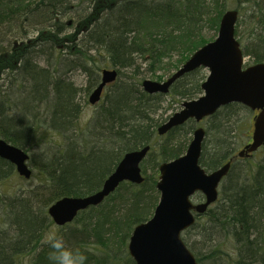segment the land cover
<instances>
[{"label":"trees","instance_id":"1","mask_svg":"<svg viewBox=\"0 0 264 264\" xmlns=\"http://www.w3.org/2000/svg\"><path fill=\"white\" fill-rule=\"evenodd\" d=\"M246 3H252L250 17L256 29L251 33L256 35L243 51L256 62H264V0H0V26L9 37L23 38L28 35L27 27H42L33 45L26 43L17 49L13 42L6 50L0 43V80L5 72L14 73L8 88L17 86L21 93L18 110L6 108L13 99L0 83L4 94L0 138L27 151L35 142L53 145L38 166L47 178L44 187L1 201L0 264H20L28 254V264H51L45 234L56 224L48 207L64 196L80 197L100 190L126 152L150 145L141 163L143 183L124 181L102 204L81 210L56 231L70 245L88 249L87 264H136L129 240L136 225L153 216L160 201V165L185 153L196 123L189 120L162 138L157 127L169 117L163 119L166 94L151 95L142 82L146 75L160 81L171 76L210 41L205 29L219 32L226 10L238 9L240 16ZM18 24L22 33L15 28ZM73 27L74 32H68ZM69 42H75L74 46ZM42 44L49 49L45 66L33 60V50H27L40 46L37 52L45 54ZM63 45L60 53L67 49L70 56L61 59L57 47ZM102 57L117 69L118 80L109 85L88 128L78 130L80 89L60 76V67L88 73L86 91L91 93L101 81ZM199 70L174 83L168 93L173 101L197 98L203 79ZM239 108L247 107L230 103L209 117L215 141L210 147L204 144L200 160L207 171L226 163L241 143L232 120L224 125L227 118L222 117V112L232 114ZM44 127L59 133L62 142L37 139ZM13 168L0 158V180ZM229 172L219 199L202 215V222L197 219L184 231L183 240L199 264H264V159L255 167L235 164ZM203 197L199 194L200 200ZM192 227L199 229L200 250L193 236L189 239Z\"/></svg>","mask_w":264,"mask_h":264},{"label":"water","instance_id":"2","mask_svg":"<svg viewBox=\"0 0 264 264\" xmlns=\"http://www.w3.org/2000/svg\"><path fill=\"white\" fill-rule=\"evenodd\" d=\"M219 35L214 41L200 47L166 80L144 79L142 86L146 92L167 93L171 86L185 73L199 67H208L210 75L203 82L204 94L197 99L186 100L182 109L175 112L158 127L165 135L176 126L189 119L197 122L217 112L221 106L239 103L251 110H259L256 115L253 142L246 145L239 155L254 152L264 145V62L245 66L241 42L235 37L238 9H229L223 16ZM117 69H104L101 82L89 96L92 104H97L104 88L118 78ZM206 129H195L187 153L177 159L160 165V179L157 182L160 201L155 213L146 222L137 224L129 240V252L136 264H199L193 251L182 239V233L196 222V216L205 214L219 198L222 179L229 174L231 163L208 172L200 163L205 142ZM151 146L126 152L116 169L105 179L100 190L85 196H64L48 207V213L55 224L63 226L72 222L81 210L102 204L124 181L141 184V163ZM0 158L14 163L21 176L30 178L29 153L4 138H0ZM202 192L205 199L194 202V195Z\"/></svg>","mask_w":264,"mask_h":264},{"label":"rangeland","instance_id":"3","mask_svg":"<svg viewBox=\"0 0 264 264\" xmlns=\"http://www.w3.org/2000/svg\"><path fill=\"white\" fill-rule=\"evenodd\" d=\"M237 1V0H232V2ZM77 2V0H76ZM86 4H89L88 2H86ZM243 6L246 9H243V11H241L240 13V21L238 25V36L237 38L239 40H241L242 42V47L245 50L246 46H249V43L251 42L250 37L252 35H256L251 33V31L253 29H256L254 26V21L252 22V18L250 17V14L252 12V3H246L243 4ZM250 22V23H249ZM27 24V23H26ZM27 27V26H25ZM15 28H17V32L18 33H22L23 27L21 24H18L17 26H15ZM42 27L40 26L39 29L35 28V27H27V31H28V35L23 37V38H12L11 35L9 37V35L7 34V30L5 29V27L0 26V43L2 44L1 46L4 47V49L6 50H10L12 48V46H14L13 42L15 43V48H19V46H23L24 44L28 43L30 45H33L34 39L38 36L39 34V30ZM75 27L71 28V30H69L68 32H74ZM206 31V37L209 38L211 41L215 40L216 37L218 36V31L213 30V29H205ZM17 33V34H18ZM79 38L83 39L84 35L82 34H78L77 35ZM38 39V38H36ZM8 40H10L9 42H7ZM7 42V43H6ZM36 43V42H34ZM70 45L74 46L75 42L70 43ZM40 46H30V48H28L27 50H33V60H36V62L39 63L40 66H45L47 65V61H48V56H49V49L47 48V46L45 47L44 44H42V49L45 48V54H39L37 52V48H39ZM64 48L63 46L57 47V53L60 54V58H67L68 56H70V53L67 52L66 50H63V53L61 54V50L62 48ZM245 62L246 65H250L252 63H255V58L250 55V56H245ZM99 64H101V69H99V73H102V70L105 68H113L110 65V61L109 58L104 59V57H102L101 61L99 62ZM93 67V64H91ZM60 76L64 79L66 78L69 81H72L75 85V87L77 86L80 89V93L77 96V100L79 102H81L82 104V111L81 114L77 120V124L79 125L78 130H86L90 124V121L93 119L94 115H95V111L97 109V105L98 104H91L89 101V96L90 93L88 91H86V87L89 84V75L88 73H84L83 71H81V69L75 68V69H68L65 68V66L63 67V65H61L60 67ZM174 72V71H173ZM172 72V73H173ZM5 75H2L0 83L2 85H4V90H8L7 93L11 94L13 101H11L10 103H8V106L6 108H14L16 109L19 105V97H20V90L17 88V86H14L15 88H13V90L10 87L11 83V79L14 78V73H7L5 72ZM133 73V72H132ZM209 70L208 68H200V70L198 71V75L202 76L203 79L202 81H205V79L207 78V76L209 75ZM145 77L147 78H154V77H150L149 75H146ZM168 75H165V78H167ZM164 78V79H165ZM155 79V78H154ZM201 81V82H202ZM109 85L108 87H106L104 90V97L106 96L107 93H109ZM12 90V91H11ZM202 92L198 93L197 96L201 95ZM4 94L0 92V100L3 101L4 99ZM2 97V99H1ZM165 101L163 104V112H164V117L163 119H165L166 117L173 115L176 111L181 110L182 108V104L184 103V101H173V98H171V96L169 94L164 95ZM178 99V98H177ZM186 101V100H185ZM223 109V108H222ZM18 110V109H16ZM40 113V112H39ZM231 112L228 111H224L222 112V117L223 118H227V120H223L224 125H227L228 121L232 120V127L235 128V135L237 136V138L241 141V143L236 147V149L233 150L232 153H237L238 152V148L240 146H242L243 144L249 142L251 140V136H249L250 134L253 133L254 127H253V115L255 114L253 111L249 110L248 108H239L237 112L232 111V114H230ZM231 116V118L229 117ZM44 117V116H41ZM236 121V122H235ZM211 124L210 118L203 120L202 122H199L198 124L195 123V127L201 126L204 129H206L208 131V135L206 137V142L205 145L207 146H212V141L215 139L213 134L210 132L209 130V125ZM227 131V130H226ZM45 132V134H44ZM41 133L44 134V138L41 135ZM167 134H165L164 136H162V138H166ZM193 137V132L190 134V138H189V143L191 142V138ZM61 137L59 136V133L54 132L53 130L49 129V128H42L41 131L38 133V138L37 139H42V140H54L57 141V143H61L62 140L60 139ZM41 140V141H42ZM215 141V140H214ZM189 144L186 145V147H188ZM51 147H53V145L50 142H35L34 145L31 147L32 149L29 151L30 153V162L29 164L31 165V169L33 170V174L30 178H26L25 176H21L17 170H15V168H13V171L11 172V174L7 177H3L2 180H0V226H3L4 223V219H3V215H2V211H3V204H1L2 199L4 197H12L13 196H22L25 194H29L30 191L36 189V187H44V185L47 182V178L44 175V173L42 172L41 169L38 168V166H40V163H42L43 160V156L45 155V151L50 149ZM187 150V148L185 149V151ZM49 151V150H48ZM184 151V152H185ZM264 159V147H262L254 156V158L252 159H237L239 162H237V165L240 167H244L245 166H249V165H256L257 163L262 162ZM223 185V184H222ZM221 185V187H222ZM220 187V189H221ZM202 200V199H201ZM194 201H200L199 199V193H197L194 197ZM214 204V203H213ZM202 218V216H198L197 219L200 220ZM203 219V218H202ZM202 219L200 222H202ZM52 231H57V225H53L51 227H49V229L46 231V234ZM199 233V229L193 228L192 227V231L190 232V237L189 239L192 238L193 236V240L197 241V248L198 250H200V247H202V243L200 242V240H202L201 238H199L198 236ZM45 234V235H46ZM189 236V234H188ZM31 261V255H27L24 257V259L22 260V263L20 264H28Z\"/></svg>","mask_w":264,"mask_h":264},{"label":"clouds","instance_id":"4","mask_svg":"<svg viewBox=\"0 0 264 264\" xmlns=\"http://www.w3.org/2000/svg\"><path fill=\"white\" fill-rule=\"evenodd\" d=\"M45 243L50 249L51 264H87L88 249L70 245L61 233L56 231L47 233Z\"/></svg>","mask_w":264,"mask_h":264},{"label":"flooded vegetation","instance_id":"5","mask_svg":"<svg viewBox=\"0 0 264 264\" xmlns=\"http://www.w3.org/2000/svg\"><path fill=\"white\" fill-rule=\"evenodd\" d=\"M258 111H254V113L256 114ZM213 116V115H212ZM211 117V116H210ZM205 119H207V118H205ZM253 120H254V115H253ZM188 122V121H187ZM249 136H251L252 137V134H250ZM2 138V137H1ZM252 139V138H251ZM253 140H251V141H249V142H247V143H245V144H243L242 146H240L239 148H238V150H239V152L240 151H243V149L246 147V145H248L249 143H251ZM260 150V149H259ZM259 150H257V151H254V153H252V152H246L244 155H243V157L242 156H240L239 154H237V153H232V156H230V157H228L227 159H226V161L227 162H231V167H230V170H231V168H232V166L233 165H235V164H237V162H239L237 159H252V158H254V156L256 155V153L259 151ZM10 162V161H9ZM11 163V162H10ZM12 165H14V168H15V170H16V167H15V164L14 163H11ZM258 164V163H257ZM249 166H256V165H249ZM248 166V167H249Z\"/></svg>","mask_w":264,"mask_h":264}]
</instances>
